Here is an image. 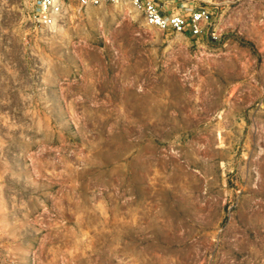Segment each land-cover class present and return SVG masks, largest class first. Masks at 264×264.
Instances as JSON below:
<instances>
[{"label":"rangeland","instance_id":"rangeland-1","mask_svg":"<svg viewBox=\"0 0 264 264\" xmlns=\"http://www.w3.org/2000/svg\"><path fill=\"white\" fill-rule=\"evenodd\" d=\"M184 1L218 40L0 0V264H264V0Z\"/></svg>","mask_w":264,"mask_h":264},{"label":"built area","instance_id":"built-area-1","mask_svg":"<svg viewBox=\"0 0 264 264\" xmlns=\"http://www.w3.org/2000/svg\"><path fill=\"white\" fill-rule=\"evenodd\" d=\"M29 18L44 31L52 32L65 20L72 5L79 8L105 4L132 6L139 11L148 26L169 32L201 38L209 35L219 39L214 12L206 6L192 5L184 0H27Z\"/></svg>","mask_w":264,"mask_h":264}]
</instances>
